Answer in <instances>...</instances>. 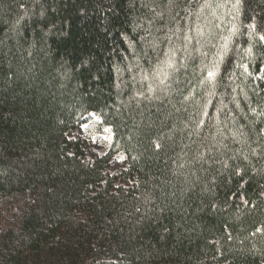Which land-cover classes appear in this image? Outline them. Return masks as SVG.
<instances>
[{"label": "trees", "instance_id": "trees-1", "mask_svg": "<svg viewBox=\"0 0 264 264\" xmlns=\"http://www.w3.org/2000/svg\"><path fill=\"white\" fill-rule=\"evenodd\" d=\"M0 264H264V0H0Z\"/></svg>", "mask_w": 264, "mask_h": 264}, {"label": "rangeland", "instance_id": "rangeland-1", "mask_svg": "<svg viewBox=\"0 0 264 264\" xmlns=\"http://www.w3.org/2000/svg\"><path fill=\"white\" fill-rule=\"evenodd\" d=\"M109 128L103 131H96L91 121H84L71 133L74 139L86 140L87 155L93 157L95 155L105 153L111 145V134ZM126 166V156L124 154H117L109 167L110 173H116L119 169Z\"/></svg>", "mask_w": 264, "mask_h": 264}, {"label": "snow or ice", "instance_id": "snow-or-ice-1", "mask_svg": "<svg viewBox=\"0 0 264 264\" xmlns=\"http://www.w3.org/2000/svg\"><path fill=\"white\" fill-rule=\"evenodd\" d=\"M210 75H211V73H210Z\"/></svg>", "mask_w": 264, "mask_h": 264}]
</instances>
